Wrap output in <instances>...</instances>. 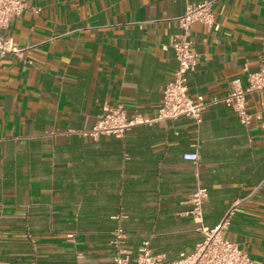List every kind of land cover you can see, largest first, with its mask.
I'll return each mask as SVG.
<instances>
[{
  "label": "crops",
  "instance_id": "obj_1",
  "mask_svg": "<svg viewBox=\"0 0 264 264\" xmlns=\"http://www.w3.org/2000/svg\"><path fill=\"white\" fill-rule=\"evenodd\" d=\"M202 1L26 0L2 30L27 48L0 63V264H111L143 241L171 261L226 217L223 235L264 264V91L247 95V125L216 103L199 125L182 116L121 138L77 132L105 105L156 116L177 66L162 46ZM212 6L217 30L190 26L198 63L188 92L205 99L234 78L246 86L244 67H264V0ZM194 143L197 166L183 157ZM197 182L207 190L201 223L185 213Z\"/></svg>",
  "mask_w": 264,
  "mask_h": 264
},
{
  "label": "built area",
  "instance_id": "obj_2",
  "mask_svg": "<svg viewBox=\"0 0 264 264\" xmlns=\"http://www.w3.org/2000/svg\"><path fill=\"white\" fill-rule=\"evenodd\" d=\"M26 0H0V63L8 54L21 55L27 47H20L15 40L6 36L2 30L11 21L19 17L27 8ZM213 0L188 4L176 20L181 33L176 35L163 49L171 48L177 61L172 77L164 84L161 98L154 118H149L141 112L128 114L122 105L115 107L103 106L96 121L85 129L78 130L83 137L96 139L107 135L116 138L123 137L128 130L137 125L149 124L155 120H173L188 117L196 125L202 121L203 111L210 105L221 103L231 108L238 121L247 125L253 114L248 109L247 95L264 91V67L249 70L246 73V86L240 78L230 81L226 94L220 97L205 99L202 95L192 97L188 92L187 73L193 71L198 63V54L193 50V40L190 37V26L200 22L208 29L217 30L219 22L213 10ZM194 150L183 154L184 159L197 166L200 160L199 144L194 143ZM207 198V190L199 182L190 193L191 208L185 212L197 223L202 221V205ZM234 210L232 207L228 214ZM228 222L227 217L213 228L201 227L202 238L188 253H181L176 259L165 261L160 255L154 254L149 248L148 241H143L134 256L117 251L111 264H254L252 259L238 245L223 235ZM123 238L122 230L116 231L114 243H120ZM31 264H37L32 262Z\"/></svg>",
  "mask_w": 264,
  "mask_h": 264
}]
</instances>
